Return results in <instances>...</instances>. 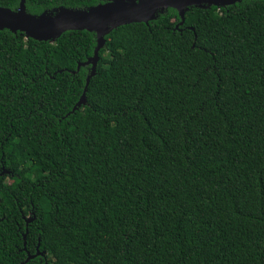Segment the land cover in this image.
<instances>
[{
	"label": "trees",
	"instance_id": "obj_1",
	"mask_svg": "<svg viewBox=\"0 0 264 264\" xmlns=\"http://www.w3.org/2000/svg\"><path fill=\"white\" fill-rule=\"evenodd\" d=\"M181 23L107 35L82 104L96 34L0 31V264H264V0Z\"/></svg>",
	"mask_w": 264,
	"mask_h": 264
},
{
	"label": "water",
	"instance_id": "obj_2",
	"mask_svg": "<svg viewBox=\"0 0 264 264\" xmlns=\"http://www.w3.org/2000/svg\"><path fill=\"white\" fill-rule=\"evenodd\" d=\"M104 3L87 10L60 9L56 14L44 13L34 16L27 12L26 0H21L17 11L0 7V31L8 30L13 34L22 33L27 39L39 42L54 43L67 32H82L96 34L97 48L94 57L86 65H91V74L87 79L85 93L81 104L86 101L90 82L96 75L100 60L99 53L106 45L105 37L119 27L144 23L149 25L156 20L157 15L167 9L178 11L182 23L185 15L192 7H219L235 5L243 0H101ZM71 17V23L65 22ZM55 22V23H52ZM81 104L79 106H81ZM27 235L24 236L26 240ZM35 257L30 256L29 262Z\"/></svg>",
	"mask_w": 264,
	"mask_h": 264
},
{
	"label": "snow or ice",
	"instance_id": "obj_3",
	"mask_svg": "<svg viewBox=\"0 0 264 264\" xmlns=\"http://www.w3.org/2000/svg\"><path fill=\"white\" fill-rule=\"evenodd\" d=\"M65 22L71 23V17H69ZM52 23H55V22H52Z\"/></svg>",
	"mask_w": 264,
	"mask_h": 264
}]
</instances>
